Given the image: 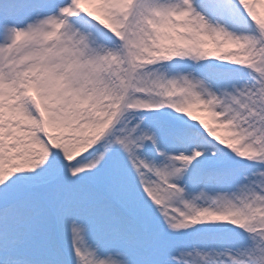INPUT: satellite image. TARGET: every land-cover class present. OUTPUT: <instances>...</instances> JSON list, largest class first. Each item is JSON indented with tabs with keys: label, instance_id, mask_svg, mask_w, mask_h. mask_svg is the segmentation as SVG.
Listing matches in <instances>:
<instances>
[{
	"label": "snow or ice",
	"instance_id": "6c2138e0",
	"mask_svg": "<svg viewBox=\"0 0 264 264\" xmlns=\"http://www.w3.org/2000/svg\"><path fill=\"white\" fill-rule=\"evenodd\" d=\"M258 8L0 0V264H264Z\"/></svg>",
	"mask_w": 264,
	"mask_h": 264
},
{
	"label": "rangeland",
	"instance_id": "374dc122",
	"mask_svg": "<svg viewBox=\"0 0 264 264\" xmlns=\"http://www.w3.org/2000/svg\"><path fill=\"white\" fill-rule=\"evenodd\" d=\"M257 11H258V14H260L262 17H264V9L258 8ZM194 115H197L198 117H202V118L206 119V117H203L202 113H194Z\"/></svg>",
	"mask_w": 264,
	"mask_h": 264
}]
</instances>
